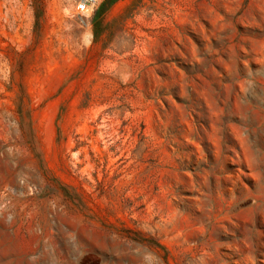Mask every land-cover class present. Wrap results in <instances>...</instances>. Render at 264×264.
I'll use <instances>...</instances> for the list:
<instances>
[{
    "label": "rangeland",
    "instance_id": "1",
    "mask_svg": "<svg viewBox=\"0 0 264 264\" xmlns=\"http://www.w3.org/2000/svg\"><path fill=\"white\" fill-rule=\"evenodd\" d=\"M0 0V264H264V0Z\"/></svg>",
    "mask_w": 264,
    "mask_h": 264
},
{
    "label": "built area",
    "instance_id": "2",
    "mask_svg": "<svg viewBox=\"0 0 264 264\" xmlns=\"http://www.w3.org/2000/svg\"><path fill=\"white\" fill-rule=\"evenodd\" d=\"M96 4V0H78L76 9L79 13L89 14L92 12Z\"/></svg>",
    "mask_w": 264,
    "mask_h": 264
}]
</instances>
